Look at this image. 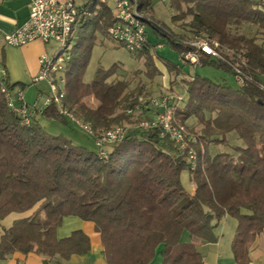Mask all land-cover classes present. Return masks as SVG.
Wrapping results in <instances>:
<instances>
[{
	"label": "trees",
	"instance_id": "trees-1",
	"mask_svg": "<svg viewBox=\"0 0 264 264\" xmlns=\"http://www.w3.org/2000/svg\"><path fill=\"white\" fill-rule=\"evenodd\" d=\"M168 3L175 13L173 22L191 16V32L203 33L218 44L220 59L201 55L199 65L242 81L239 89L197 75L185 82L187 100L175 118L185 125L194 117L202 128L199 143L193 145V165L161 139L157 129L136 127V132L126 133L107 149L106 160L101 159L97 151L45 134L37 116L67 124L54 107L24 126L8 110L0 92V222L13 213L31 212L3 231L0 262L15 252L63 260L87 253L89 240L81 231L61 240L56 237L63 218L74 216L94 224L106 264H149L158 246H162L159 264H202L192 239L216 243L214 230L229 217L236 222L230 246L233 259L236 264H249V249L264 228V47L254 37L231 35L229 28L252 25L264 34L260 0ZM139 5L144 11L151 1L139 0ZM84 9L88 15L80 10L82 16L70 39L65 105L94 130L122 123L136 126L141 118L132 123L126 114L135 104L127 93L129 82L109 81L117 65L98 67L89 83L83 81L96 33L106 36L113 23L110 9L97 0ZM147 25L181 56L189 51L186 41L164 25L152 20ZM148 44L147 39L138 55L144 58L145 75L152 80L158 71ZM226 52L238 57L239 67ZM164 65L169 72L176 70L171 63ZM86 98H92L96 106L90 107ZM231 134L243 144L231 148L236 156L230 152L211 155L210 144L224 146ZM184 171L195 186L193 195L181 183ZM37 212L43 214L42 220Z\"/></svg>",
	"mask_w": 264,
	"mask_h": 264
},
{
	"label": "built area",
	"instance_id": "built-area-1",
	"mask_svg": "<svg viewBox=\"0 0 264 264\" xmlns=\"http://www.w3.org/2000/svg\"><path fill=\"white\" fill-rule=\"evenodd\" d=\"M91 0H28L29 15L27 21L11 34L0 38V49L4 46L21 47L32 41L43 43L55 42L60 49L52 55L43 53L39 57V70L32 79V84L44 83L47 92L41 102L27 103L23 90L7 87L5 71L0 68V92L4 95L7 108L15 114L24 126H30L32 119L42 114L49 107H54L57 114L72 126L93 139L99 158L106 160L108 148L120 142L126 135L122 125L108 129L94 130L89 123L77 117L65 105L66 71L71 60V36L73 27L83 15H88L85 6ZM107 6L113 16V23L107 29L106 37L122 45L132 55L141 52L147 43V22L150 21L140 8L139 0H97ZM259 9L264 13V0H260ZM189 51L185 54L191 63H198L201 55L220 59L218 44L207 35L200 33L186 42ZM237 81L242 84L241 79ZM183 96L159 94L141 96L137 103L126 110L128 116L141 118L136 128L141 131L157 129L159 137L167 140L193 165L196 153L193 145L199 143V134L187 130L184 124L175 118L176 111L183 106ZM192 168V167H191Z\"/></svg>",
	"mask_w": 264,
	"mask_h": 264
},
{
	"label": "crops",
	"instance_id": "crops-1",
	"mask_svg": "<svg viewBox=\"0 0 264 264\" xmlns=\"http://www.w3.org/2000/svg\"><path fill=\"white\" fill-rule=\"evenodd\" d=\"M28 15V0H0V38L4 35L11 34L16 29L21 27L27 21ZM49 43H43L39 40H35L21 47L4 46L0 49V68L5 71L7 86L13 88L14 90H23L24 98L27 103H33L35 101L41 102L42 96L47 92V89H44L46 86L45 84V86L43 83L32 84V79L36 76L39 70V57L43 53L48 54L47 46ZM148 43L150 47L152 44L149 39ZM151 48H154V46H151ZM154 65L158 71L157 76L160 75L159 78H161L160 84H162V89L174 88L172 87V84L170 85V79L176 71L182 72L181 68L176 66L175 71L169 72L166 66H163V64H161L156 58L154 59ZM154 79L156 78L154 77ZM89 99L93 101L92 98ZM36 121L43 130H46L47 128H54L55 130H58L57 124L62 123L42 116H37ZM67 124L70 123L67 122ZM135 127L136 126L128 129L126 128V133L136 132ZM83 135V138L79 139L67 133L65 139L73 145L86 148L90 151H97V149L92 150L88 148V143L92 146L94 145L93 139L85 133H83ZM210 150L211 148H209V152ZM210 154L214 155L215 153L212 154L210 152ZM184 189L189 195H193L195 186L190 180V175L188 178V187H184ZM30 214L31 212H27L25 214H10L12 218L7 225H1V223H4V220L8 217L7 216L0 222V236L3 234L5 229H8L11 226L14 220ZM38 215V218L42 220L43 214L40 212ZM235 228V220L229 217H224L218 227L214 230V234L217 237L216 243L202 244L198 240L192 239V242L196 244L197 250L202 257V264H236L230 248ZM75 231H81L88 237L89 250L83 255H72L68 260H63L59 256L47 258L36 255L33 252L28 253L27 255L15 252L9 255L4 261L0 262V264H106L103 256V247L101 245L100 236L99 233L96 232L95 226L92 222H86L74 216L65 217L63 218L60 226L56 229V237L58 240L68 238L71 233ZM183 240L185 242L189 241L188 236H183ZM248 257L249 264H264V228L261 234L255 238L252 246L250 247Z\"/></svg>",
	"mask_w": 264,
	"mask_h": 264
},
{
	"label": "rangeland",
	"instance_id": "rangeland-1",
	"mask_svg": "<svg viewBox=\"0 0 264 264\" xmlns=\"http://www.w3.org/2000/svg\"><path fill=\"white\" fill-rule=\"evenodd\" d=\"M152 1V6L149 9L144 10L145 15L150 18L152 21H156L159 24L164 25L170 31H172L175 35L183 38V40L190 41L194 38L193 32L188 27V23L192 19L191 16H186L184 19H179L175 22L171 20V17L175 14L169 8L168 0H150ZM185 6L183 9L185 10ZM76 27L73 28L72 37L75 35ZM229 33L233 36H244L246 38L254 37L256 42L264 47V34H262L257 28L252 25H242L239 27H230ZM148 39L150 40L151 46L154 48L150 49V54L153 57V60L156 58L163 66L166 63H171L174 66L181 68L182 72L176 71L173 73L172 78L170 79V85L172 84L174 88L171 89H162V84H160L159 76H155L156 79L150 81L145 75V64L144 58L138 54L132 55L129 54L122 45L116 44L109 40L106 36H102L99 33H96V42L91 52L90 61L85 70L83 81L89 83L94 75L95 70L98 67H102L104 69H108L112 65H117L118 70L116 74L109 79V81H118V80H127L129 82V87L127 89V93L135 103L141 96H153L159 94H167V92L173 95L183 96V104L186 103L187 93L184 87L185 82L190 80L191 76L197 75L199 77L208 78L216 83L226 84L233 89H239L241 84L237 81V78H234L229 73L225 71L215 69L209 65L201 66L199 63L191 64L184 55H180L178 52L174 51L167 39L159 36L153 30H148ZM60 49V44L52 42L47 46V53L52 55L54 52ZM154 49V50H153ZM228 58L232 60L235 66L239 67L240 62L238 61V57L231 52H226ZM162 82V80H161ZM44 85V83H43ZM45 86V85H44ZM47 89L46 86L44 88ZM85 102L90 106L94 107L96 102L89 98L85 99ZM132 123L135 122V119L138 117L136 115L132 116ZM126 128L134 127L131 123H122L120 124ZM185 125L194 130L196 133H200L201 127L197 124V121L194 117H190L186 120ZM58 130L54 128H47L44 130L46 135L51 136H61L66 138V134L69 133L73 137H77L79 139L83 138V132L74 128L70 124H57ZM60 133V134H59ZM243 146L242 142L238 140L236 135L231 134L228 136L227 143L224 146H215L210 144V152L219 153V152H230L232 153L231 148L233 146ZM88 148L95 150V146L90 145L88 143ZM233 154V153H232ZM236 156L235 154H233ZM188 178L189 172L184 171L181 173V183L183 187H188ZM37 213V218L38 214ZM12 216H8L4 223L1 225L6 226L7 223L11 220ZM186 236V235H185ZM161 251L162 246H158L155 255L149 264H159L161 260Z\"/></svg>",
	"mask_w": 264,
	"mask_h": 264
}]
</instances>
